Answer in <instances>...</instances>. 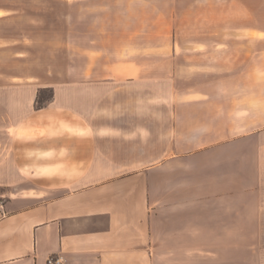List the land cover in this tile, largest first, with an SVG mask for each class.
Segmentation results:
<instances>
[{"label": "crops", "instance_id": "0c3cea01", "mask_svg": "<svg viewBox=\"0 0 264 264\" xmlns=\"http://www.w3.org/2000/svg\"><path fill=\"white\" fill-rule=\"evenodd\" d=\"M12 17L0 8V264L54 254L68 264H235L236 242L264 239V163L256 153L250 170L240 149L252 137L237 135L249 127V98L264 97V28H245L254 41L240 62L212 63L210 93L196 88L190 101L175 76L139 72L120 43L108 52L106 38L91 37L86 49L102 51H86V71L66 72L37 107L42 76L12 75Z\"/></svg>", "mask_w": 264, "mask_h": 264}, {"label": "rangeland", "instance_id": "374dc122", "mask_svg": "<svg viewBox=\"0 0 264 264\" xmlns=\"http://www.w3.org/2000/svg\"><path fill=\"white\" fill-rule=\"evenodd\" d=\"M2 7H9L13 16L12 75L38 73L43 78L39 83L46 88L38 94L37 107L51 102L55 85L68 83L64 79L66 72L86 71V51H102L98 47L86 49L91 37L99 42L106 38L108 52H114L115 42L120 43L123 58L139 60V72L151 73L155 78L175 76V88L190 101L196 88L204 94L210 93L211 82L204 73L210 71L212 63L221 69L225 68L222 64L225 58L242 57L243 43L254 41V33L244 32L245 28H264V0H0ZM86 9L96 12L95 15L86 17ZM94 24L108 30L117 28L120 32L86 33V25ZM226 41L234 45L213 50L214 43ZM23 44L29 47L25 52L19 48ZM247 46L252 51L259 49L257 43ZM19 54H25L31 62L18 61ZM217 87L215 84L214 88ZM219 87H227V82H220ZM233 87L238 88L237 81ZM234 99L237 102L241 98ZM249 99V127L237 129V135L250 132L252 138L241 146L240 152H249L245 164L251 170L256 153H260V161L264 163V97ZM261 176L260 184L264 185V175ZM255 231L253 225L252 233ZM259 231L264 236V223ZM235 245V264H264V239Z\"/></svg>", "mask_w": 264, "mask_h": 264}, {"label": "built area", "instance_id": "2783aa9c", "mask_svg": "<svg viewBox=\"0 0 264 264\" xmlns=\"http://www.w3.org/2000/svg\"><path fill=\"white\" fill-rule=\"evenodd\" d=\"M7 200L5 196L0 194V216H5V209H6ZM47 264H68L66 257L63 254H54L51 255L48 260Z\"/></svg>", "mask_w": 264, "mask_h": 264}, {"label": "trees", "instance_id": "16d2710c", "mask_svg": "<svg viewBox=\"0 0 264 264\" xmlns=\"http://www.w3.org/2000/svg\"><path fill=\"white\" fill-rule=\"evenodd\" d=\"M40 102V101H39Z\"/></svg>", "mask_w": 264, "mask_h": 264}]
</instances>
